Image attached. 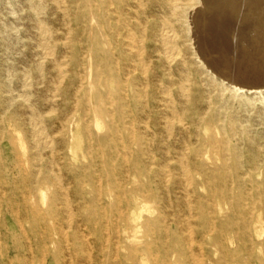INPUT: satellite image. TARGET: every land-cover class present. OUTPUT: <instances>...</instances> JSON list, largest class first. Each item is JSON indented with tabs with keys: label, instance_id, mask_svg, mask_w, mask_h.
Segmentation results:
<instances>
[{
	"label": "bare ground",
	"instance_id": "obj_1",
	"mask_svg": "<svg viewBox=\"0 0 264 264\" xmlns=\"http://www.w3.org/2000/svg\"><path fill=\"white\" fill-rule=\"evenodd\" d=\"M0 1L5 2L6 7V15L0 11V37L11 42V30H17V32L20 33L19 28H21L27 36L25 44L29 47H31L32 44V46L37 48L41 53V55L39 54V59L36 61L37 65L35 64L39 73L41 74L42 71L44 72L42 69L48 66L57 70V76L53 78V84L54 88L60 92L63 99L62 102L54 103L53 106L67 108L68 103L66 102V99L72 92H74L75 95L80 92H86L90 93V99H93V95H95L96 99L101 101V103L95 106L94 125L98 131L102 129V116L107 114L110 117V120L107 123L109 128L108 133L105 134V136L99 137L96 141V154L104 152L105 149L110 150L109 152L105 151L104 154L106 157L108 155L107 165L110 169L108 177L111 181V183H109L112 185L113 189V191L110 189L108 194L114 198L113 204H110L109 209L111 214L116 211L118 217L123 220L124 212L121 209L123 202L127 205L134 203L133 205L136 207L141 205L135 199L131 200L128 198L127 194L131 193L132 197L137 198L136 195L143 192V188L152 186V174L157 177H162V175L165 176L167 173L166 170H163L160 167L154 169V166L157 164V158L150 151L152 140L148 138V136H145L144 132H142L143 134L138 133V127H136L133 122H126L125 117H127L128 113L133 112L132 110L129 112L127 108L134 104L136 107L142 106L141 108L144 111L150 110L151 116L148 118L149 120L155 118V115L152 113L158 112L159 110L169 116L171 114H176V116L169 118L167 121L168 125L166 127L169 130H172L175 126V122H180L182 120L181 118L186 116L189 110H196L199 113V111H201L199 107L200 103L206 102L209 108L211 107L210 103H212V100L208 89H206L205 86L203 87L204 84H201L200 81H191L187 76L190 63L189 59L183 54V48L186 45L182 35L185 34V31L193 33L194 29H196L193 28L194 25L196 27L200 26V24L198 25V18L208 7L214 8V10L219 9L226 11L227 7L230 8L232 6L229 1L232 2L233 0ZM244 6L246 7V5ZM235 8L237 10V7ZM189 13L191 14L189 24H191L192 27L188 26L186 29L182 23L183 21H187ZM206 13H204V17L207 16ZM231 14L234 15L233 13ZM226 15H228L227 12ZM254 15L256 14L254 13ZM226 17H224V21H227ZM230 17L232 19L234 16ZM236 18L237 17L234 19L236 20ZM259 21L260 20L258 19V22ZM232 22L233 21L229 24H233ZM227 23L228 21L226 24ZM253 24L254 23L250 24L252 28L254 27L252 26ZM222 25L223 24L220 26ZM259 25L256 24V26ZM204 26H206V24L203 25V27ZM216 26L218 27L219 25H215L214 27ZM261 28L263 27L260 25V28H258L260 29L259 31H262ZM200 29H202V27ZM243 29L244 28H242V30ZM208 30L205 31L207 32ZM220 31H223V29H220ZM212 32L214 34H216V32L219 33L218 31ZM197 33L199 34V32ZM229 33L231 34L232 32ZM221 34L224 35L223 33ZM253 34L250 33L249 36L252 37ZM227 35L228 34H225L226 37ZM233 36H235V34ZM242 36L243 35H241V37ZM84 37L86 41L84 40ZM213 37L218 38L219 36ZM253 39L251 38V40ZM231 41L232 40L230 39V42ZM241 41H244V39H241ZM214 42L213 45L217 43ZM211 43L212 42H210V44ZM227 43L225 44L229 47V44L227 45ZM232 43L234 44L235 42ZM203 44L206 45L207 43ZM197 45L200 46L199 43H197ZM259 45L262 46V44ZM217 46L219 48V45ZM86 47L95 55V75L92 74L94 65L89 63L86 66L84 59L81 58ZM213 47L212 49L214 50ZM230 47L232 46L230 45ZM249 47L253 46L249 45ZM199 48L201 51L202 47ZM241 49H243V46ZM217 50L218 49L216 48L215 51L211 52L215 55ZM203 51L206 53L205 48ZM250 51H252V49H250ZM256 51L255 53H257ZM259 52L260 51H258V53ZM67 53H70V55L67 56ZM242 53H244V50L240 53L241 56H243ZM255 53L253 52V54ZM206 54L208 57V52ZM250 54L251 53H249V55ZM217 55L218 54H216V56ZM222 55L220 56L224 57ZM236 55L239 56L238 52ZM253 56L255 60V55ZM258 56L259 54L257 57ZM263 56L261 55L262 58ZM210 57L213 58V56ZM219 59L220 58H218V60ZM232 59L233 58H231V60ZM208 60L209 59H207V61L205 60V63H207L209 74L213 77V82L217 85H221L222 89L225 91L230 89L234 92H240L243 87L251 88L255 84H259L257 80L249 77L252 72L248 75V70L246 73L237 71L234 75H231L229 71L226 70L227 73H225V71L224 74H221L223 72H220V70L218 73L217 69H214L216 67L213 66V68L212 63L210 66V61L208 62ZM228 60L226 59L225 62H228ZM243 60L244 62L246 61L245 59ZM239 61L242 62V60ZM263 61L264 60H262V62ZM248 62L246 61L245 63ZM81 68L84 71L77 72L76 75L72 73ZM250 68L252 69V67ZM210 69H213L212 72ZM215 74L219 75L220 78H217V75ZM259 74H261V76L263 75L262 72ZM176 75L180 76L179 79H176ZM253 75L255 76L254 73ZM74 81L81 83L75 89H73L72 86ZM26 82H28V80ZM102 86L108 87L106 94H103L100 91ZM173 90H175V93L179 95V99L182 101L179 104H177L176 101L167 102L165 99L166 97L161 99L160 96H158L161 93L170 94ZM257 93H262V91H257ZM6 96L7 99L0 102V106H4L5 108V111L3 112L4 115H7L11 111V108H15L16 111L17 107H20L21 109L25 108L21 103L15 104V101L11 99L8 94ZM105 99L109 101L112 106L119 102L121 109L119 111L107 109L104 107L103 100ZM246 99L247 102L251 103L249 97H246ZM78 101L82 105L85 104L84 101L79 99V97ZM16 111L10 112V118L14 121V125L17 127L20 124L17 119H15V116L17 115ZM3 114L0 113V264H33L36 256L41 258V264H73L74 258L82 255L83 252L86 254L87 259L92 261L93 250L89 235L93 236L94 233L92 231L86 233L82 229H79L80 227L72 228V223H70L69 220L67 221V218L72 216L74 210H72L69 204L68 199L70 196L68 197L67 191L61 186L59 174L53 173L54 170L51 166L44 165L43 163L40 164L41 154H39V152H34L30 158L25 161L23 160L18 151L23 148V141L20 138L14 137L13 133L7 131V123ZM261 114L264 119V110ZM33 118L34 117L31 116V121ZM70 121L69 116L63 118L61 121V128L58 132L66 131L67 127L71 124ZM142 122L145 124L144 121ZM143 128L147 129V124H145ZM83 130L90 134V123H83V126L77 127L75 132ZM184 130H188V128L186 127ZM34 133L31 134V141L33 142L34 138L35 147H39L41 142L44 143V145L48 143V139L40 135L41 133H38L36 130H34ZM133 144L136 145L135 148L132 147ZM120 146L124 149L123 152L118 151L120 150ZM92 147L93 145L91 144L88 146L90 154L92 152ZM226 148H228V145H226ZM235 153L238 154V151ZM185 155V153L178 154L175 157L176 165L173 163V166L183 171V175L187 183L190 185L193 176L191 175L189 161L185 160ZM91 157L92 160H94L93 153L91 154ZM167 162L169 164L171 159L170 161L167 160ZM57 165L59 166V164ZM90 166L91 164L87 167L72 166L70 174L78 180V178L84 176V170H87ZM126 166H132L135 173L146 175L148 180L142 181L139 184H136L135 180L128 181L129 170H125ZM118 172H121V176L123 175L121 179L118 177ZM169 174L171 173H168L167 175ZM169 176H172V174ZM171 179H173V177ZM176 179L177 177H174L173 181L176 182ZM126 182L127 184H132L130 188L126 185ZM157 188L159 187L156 186L155 189ZM48 189H51V194L47 192ZM74 193L80 198L77 207L79 213L84 215L86 226L92 227V224L97 222L96 217L99 214L98 212L106 209V206L99 205L100 207H98L97 205L98 201L100 202V199L103 197L101 186L98 185L95 186L93 190L86 191L84 185L77 181L76 186L74 187ZM87 193L91 195L89 199L85 196ZM37 194L39 197L36 196ZM59 197H61L60 199L62 201L60 209L56 202ZM153 198L157 200V193L154 194ZM162 198L164 197L162 196ZM140 208L146 210L143 205H141ZM88 210H91V212L87 213ZM62 212L65 213L64 216L62 215ZM142 216V212H136V210L133 209L127 217L128 222H130L128 225H131L133 221H137V219ZM61 220H63L64 223H67L65 227L62 225L56 226V222ZM169 220L177 225H179L178 222H180L183 227L187 226V229H193L192 225L194 224H192L190 219L175 220L167 217L164 218L159 215L157 217H148L144 222L137 225L138 228H145L144 236L138 234L139 231L137 230L133 234L127 235L128 240H126L125 244H123L122 240L119 238L120 236L118 237V242L116 241V243L113 244V247L110 248V257L113 260L112 264H123L121 260L122 256L128 261L127 264H150L147 260L148 255L154 257L155 261L152 262L153 264H204L203 256L207 255V258L209 259L211 255L210 250L203 247L204 243H198L195 245V242L192 241L190 236L183 238L182 235L178 233L177 229L173 230L168 226L167 222ZM209 221L211 224L216 223L212 222L210 219ZM243 223L244 228L247 230L246 233L251 237L252 226L250 221H244ZM68 228L73 230L68 232ZM156 233L158 234L156 235ZM143 237H145V241L143 240ZM157 237L166 239L157 243ZM101 238V236L96 237V240L100 241ZM69 244H71L72 247H69ZM121 248L126 250V252H124L125 254H121ZM225 250L226 254L224 260L226 256L231 255L230 264H264V259L261 258L253 261L254 251L251 246L239 245L231 254L226 248ZM243 251L248 255V258L245 259L242 256ZM100 264H103L102 260L100 261Z\"/></svg>",
	"mask_w": 264,
	"mask_h": 264
},
{
	"label": "rangeland",
	"instance_id": "obj_2",
	"mask_svg": "<svg viewBox=\"0 0 264 264\" xmlns=\"http://www.w3.org/2000/svg\"><path fill=\"white\" fill-rule=\"evenodd\" d=\"M236 1H229L232 6L230 5V8L227 7L226 11L219 9L214 10V8L208 7L198 18V25L200 24V26L196 27L194 25L193 28H196L194 29V34L185 31V36L182 35L186 45L183 48V54L189 59L190 63L187 76L191 79V81H200L201 84H204L203 87L205 86L206 89H208L212 100L210 108L206 102L200 103L199 107L201 111H199V113L196 110H189L187 115L181 118L182 120L180 122H175V126L172 130H169L166 127L168 125L167 121L169 118L176 116V114H171L172 116H169L159 110L158 112H153L152 114L155 115V118H151L149 120L148 118L151 116L150 110L144 111L141 108L142 106L136 107L134 104L127 108L129 112L131 110L133 112L128 113L127 117H125L126 122H133L135 126L138 127V133L141 134L144 132L145 136H148V138L152 140L150 151L157 158V164L154 166V169L160 167L161 169L166 170L167 173L165 176L162 175V177H157L152 174L151 182L154 187L150 186L143 188L144 191L139 195H136L137 198L132 197L131 193L127 194L128 198L131 200L135 199L139 204L143 205L146 210H142V208H140L141 205H139L140 207H136L133 205L134 203L127 205L123 202L121 208L124 212L123 220L118 217L116 211L111 214L109 209L110 204H113L114 198L108 194L109 190L111 189L113 191V189L110 184L111 181L108 177L110 174V169L107 165L108 155L106 157L104 154L105 151L109 152L110 150L105 149L104 152L96 154L97 139L105 136V134L109 131L107 123L109 122L110 117L107 114L102 116L103 123L100 131H98L94 125L95 106L101 103V101H98L95 95H93V99H90V93L80 92L75 95L74 92H72L66 99V102L68 103L67 108L53 106L54 103H60L63 99L60 92L54 88L53 84V78L57 76V70L48 66L42 69L44 70V72L42 71L41 73L42 75L39 73L36 67V61L39 59L41 53L37 50V48H34L32 44L31 47L25 44L27 36L21 28H19L20 33H18L17 30H11V42L0 37V85L2 87H0V102L7 99L6 95L8 94L10 98L15 101V104L21 103L25 106V108L21 109L16 105L17 111L15 108H11L10 112H17L15 119H17L20 124L17 127L14 125V121L10 118V112L7 115H4L3 112L5 111V108L4 106H0V113L5 116V121L7 123V131L13 133L14 137L20 138L23 141V148L18 151L24 161L30 158L34 152H39V154H41L40 164L43 163L44 165L51 166L54 170L53 173L59 174L62 188L67 191L68 197H71H69L68 200L74 212L71 217L67 218V221L69 220L70 223H72V228L80 227L79 229H82L86 233H90L91 231L94 233L93 236L89 235V240L93 250V260L89 261L86 254L83 252L82 255L74 258L73 264H100L101 260L103 261V264H112L113 260L110 257V248L113 247V244H115L116 241L118 242L119 238L122 240L123 244H125L126 240H128L127 235L133 234L137 230L139 231L138 234L144 236L145 228H138L137 225L144 222V220L148 217H157L158 215L175 220H191L192 224H194L192 225V230L189 228L187 229V226L183 227L180 222H178L179 225L175 224L171 220L167 223L171 229H177L178 233L182 235L183 238L190 236L192 241L195 242V245L198 243H204L203 247L209 249L211 252L209 259L207 258V255L203 256L204 264H230L231 255L226 256L224 260V256L226 254L225 248L231 254L232 251L239 245L253 247V261L259 258L264 259V119L261 114L264 110V86L257 87V89L256 87H243L240 92H234L230 89L225 91L222 89L221 85H217L213 82V77L209 74L207 63H205L207 59H209L208 62L210 61V66L212 63V67H216L213 68L217 69L218 72L221 70L220 72H223V74L226 70L229 71L231 75H234L237 71L246 73L248 70V75L252 72L249 77L263 81L264 61L262 62V60H264V0ZM248 2L250 6L248 5ZM244 5H246V7ZM235 7H237V10ZM0 8V11L6 15L5 2L0 1ZM226 12L228 15H226ZM204 13L207 14V16H205L206 18L204 17ZM254 13L256 15H254ZM257 13L260 14L258 15ZM229 15L234 17L231 19ZM224 17H226L228 25L226 24L227 21H224ZM235 17H237L236 20L234 19ZM190 18L191 14L189 13L187 21H183L182 23L186 29L188 26H191V24H189L191 20ZM258 19L260 20L259 22ZM231 21H233V24L230 25L229 23H231ZM252 23H254L252 26H254L253 28L256 27L255 29L251 27L250 24ZM255 23L257 25L260 24L263 27L261 28L262 31H259L260 29H258L260 28V25L256 26ZM205 24L207 27H203ZM221 24H225L226 26H220ZM215 25L219 26L214 27ZM201 27L205 30H208L209 28L211 29L206 32L205 30L200 29ZM242 28L245 30H242ZM220 29H223V31H220ZM233 29L236 30L234 31ZM212 31H218L219 33L216 32V34H214ZM197 32H199V34ZM229 32H232L233 34H230ZM200 33L203 37H206L203 38ZM250 33H254L252 37L249 36ZM225 34H228L227 37ZM234 34L235 36H233ZM241 35L243 36L241 37ZM213 36L219 37L215 38ZM220 37L223 38L221 39ZM250 37L252 39L254 38L253 40L256 42L251 40ZM213 39L217 40L215 41ZM230 39L232 40L231 42ZM241 39H244V41H241ZM239 40L242 43H240ZM214 41H218L220 44L218 42L215 43ZM208 42L209 44L212 42V45H209ZM213 42L215 43V46L213 45ZM232 42H235L234 44L236 45ZM197 43H199L200 46H198ZM203 43L207 44L205 45ZM225 43H227V45L229 44V47H227ZM259 44H262V46ZM217 45H219V48ZM230 45L232 47H230ZM249 45L253 47H249ZM242 46L243 49H241ZM199 47H202L201 51ZM215 47L218 50L216 51L217 53L214 52V55L212 52L215 51ZM204 48L206 53L208 52L209 54L208 57L203 51ZM250 49H252V51H250ZM208 50L210 52L212 51V54ZM242 50H244V53H242L243 56L245 55L244 57L240 54ZM255 51L257 53H255ZM258 51L260 52L258 53ZM237 52L239 56L236 55ZM253 52L255 54H253ZM249 53L251 54L249 55ZM216 54L218 55L216 56ZM256 54H259L260 57H257ZM68 55H70V53H67V56ZM220 55L224 57H221ZM253 55H255V60ZM210 56H213V58ZM81 58L84 59L86 66L89 63L94 65L92 74L95 75V55L92 54L86 47ZM218 58L220 59L218 60ZM231 58L233 59L231 60ZM226 59H229L228 62H225ZM243 59L249 62L245 63L246 61L244 62ZM239 60H242V62ZM224 64H227L226 67ZM250 67H252L254 71ZM210 70L212 72L213 69ZM80 71L82 72L84 70L81 68L72 73L76 75L77 72ZM227 71L225 73H227ZM261 72L263 77L259 74ZM175 77L176 79H179L180 76L176 75ZM217 78H220L219 75H217ZM27 80L28 82H26ZM80 84L81 83L74 81L72 84L73 89ZM107 90L108 87L102 86L100 88V91L103 94H106ZM257 91H262V93H257ZM158 96H160L161 99L166 97L165 99L167 102L176 101L177 104L182 102L179 99V95L175 93V90H173L170 94L161 93ZM78 97L81 101H84V105L80 104ZM246 97L251 99V103L247 102ZM103 101L104 107L107 109H113L116 111L121 109L119 102L112 106L106 99ZM31 116L34 117L32 121ZM66 116L70 117V127L68 126L66 131L58 132L61 128V121ZM142 121L147 124V129L143 128L145 124ZM85 122L90 123V134L84 130L75 132V129L77 127H82ZM183 126L184 128L187 127L188 130H184ZM34 130L38 131V133H41L40 135L48 139V143L45 144L46 146L41 142L39 147H35L34 138L33 142L31 141V134L34 133ZM90 144L93 145L91 154L93 153L94 160H92L91 154L88 150V146H90ZM226 145H228V148H226ZM132 147L135 148L136 145L133 144ZM118 151H124L122 146H120V150ZM236 151H238V154L235 153ZM182 153L186 154L185 160L189 161L191 175L193 176V180L190 185L187 183L183 175V171L173 166V163L176 165L175 157ZM170 159L171 162L168 164L167 160L170 161ZM57 164H59V166ZM89 164H91V166L88 167L87 170H84V176L78 178V180L70 174L72 166L87 167ZM125 170H129L128 181L135 180V183L139 184L142 181L148 180L146 175L135 173L132 166H126ZM168 173H171L172 176H169L171 174L167 175ZM117 174L121 179L123 176L120 175L121 172H118ZM172 177L173 179L174 177H177L176 182L171 179ZM77 181L84 185L86 191H91L98 185H100L103 190V197L100 199V202L98 201L97 205L98 207H100L99 205L104 207L106 206V209L98 212L99 214L96 217L97 222L93 223L92 227L86 226L84 215L80 214L77 209L78 202H80L79 196L74 193V187L76 186ZM126 185L130 188L132 184H127L126 182ZM156 186L159 188L155 189ZM47 192L51 194V189H48ZM155 193L158 195L157 200L153 198ZM36 196L39 197L38 194ZM85 196L88 199L91 197L88 193L85 194ZM162 196L164 198H162ZM60 198L61 197H59L56 201L59 209L62 202ZM107 209L109 210L106 211ZM133 209H135L136 212H142L143 216L138 218L137 221H133L131 225H128L130 222H128L127 217ZM90 212L91 210L87 211V213ZM64 214L65 213L62 212L63 216ZM209 219L216 223L211 224ZM244 221H250L252 226L251 237H249L246 233L247 230L244 228ZM66 224L67 223H64L63 220L56 222V226L62 225L65 227ZM67 230L70 232L73 229L68 228ZM157 234L158 233H156V235ZM100 236L102 238L100 241H97L96 237ZM165 239L166 238L157 237L156 242L158 243L164 241ZM143 240L145 241V237H143ZM71 244H69V247H72ZM124 252H126V250L121 248V254H125ZM242 256L245 259L248 258V255L244 251L242 252ZM147 258L150 264H153L152 262L155 261L154 257H151V255H148ZM121 260L123 264L128 263L123 256ZM33 264H41V258L36 256Z\"/></svg>",
	"mask_w": 264,
	"mask_h": 264
},
{
	"label": "water",
	"instance_id": "obj_3",
	"mask_svg": "<svg viewBox=\"0 0 264 264\" xmlns=\"http://www.w3.org/2000/svg\"><path fill=\"white\" fill-rule=\"evenodd\" d=\"M219 73V72H218ZM223 74V73H221ZM257 80V82H259V84H255L253 87H260V86H264V80L263 81H259L258 79H255Z\"/></svg>",
	"mask_w": 264,
	"mask_h": 264
}]
</instances>
